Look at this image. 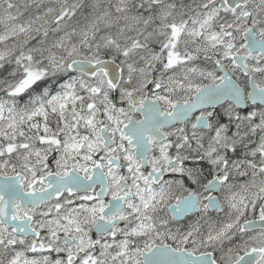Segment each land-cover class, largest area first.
Masks as SVG:
<instances>
[{
    "label": "snow or ice",
    "instance_id": "snow-or-ice-1",
    "mask_svg": "<svg viewBox=\"0 0 264 264\" xmlns=\"http://www.w3.org/2000/svg\"><path fill=\"white\" fill-rule=\"evenodd\" d=\"M0 264H264V0H0Z\"/></svg>",
    "mask_w": 264,
    "mask_h": 264
}]
</instances>
